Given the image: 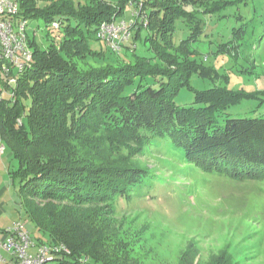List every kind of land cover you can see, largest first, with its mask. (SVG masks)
Segmentation results:
<instances>
[{
	"label": "trees",
	"instance_id": "trees-1",
	"mask_svg": "<svg viewBox=\"0 0 264 264\" xmlns=\"http://www.w3.org/2000/svg\"><path fill=\"white\" fill-rule=\"evenodd\" d=\"M132 1L147 21L133 23L135 38L148 31L153 59L119 65L106 60L107 49L115 53L106 43L92 46L101 23L118 19L130 0H19L18 17L41 20L51 42L43 48L29 38L32 59L21 71L0 51V142L18 162L10 176L19 182L20 213L59 247L46 264H128L125 249L103 246L110 233L95 205L129 194L146 176L125 159L153 135L189 160L264 176V117L223 115L241 94L219 88L197 93L190 106L176 103L197 66L163 45L172 46L177 19H192L187 9L202 0Z\"/></svg>",
	"mask_w": 264,
	"mask_h": 264
},
{
	"label": "rangeland",
	"instance_id": "rangeland-1",
	"mask_svg": "<svg viewBox=\"0 0 264 264\" xmlns=\"http://www.w3.org/2000/svg\"><path fill=\"white\" fill-rule=\"evenodd\" d=\"M141 4L127 5L118 19L135 22L138 17L132 12L140 10ZM187 11L192 19H177L172 46L168 40L163 45L173 59L182 57L197 66L176 103L190 106L197 93L227 89L241 98L227 108L225 118L264 117V0H202ZM139 13L142 22L145 13ZM136 30L131 27V38L115 53L100 40H93L92 46L98 51L105 47L110 57L106 60L119 65L153 59L152 46L145 41L148 31L143 28L135 38ZM26 32L39 46H49L52 35L47 38L41 20H30ZM98 62L93 59L89 64ZM89 135L97 134L90 131ZM155 136L150 145L125 159L146 176L131 186L129 194L95 205L104 217L100 223L110 233L103 246L125 249L128 264H264V176L257 175L261 170L236 164L227 170L189 160L178 146ZM8 154H0L3 229L25 220L17 207L19 182L10 176L18 162ZM231 169L235 176L228 174ZM27 228L35 244L31 252L51 247L37 227L31 229L27 223Z\"/></svg>",
	"mask_w": 264,
	"mask_h": 264
},
{
	"label": "built area",
	"instance_id": "built-area-1",
	"mask_svg": "<svg viewBox=\"0 0 264 264\" xmlns=\"http://www.w3.org/2000/svg\"><path fill=\"white\" fill-rule=\"evenodd\" d=\"M132 3L130 0L131 5ZM19 11V0H0V51L14 68L21 71L31 61L32 50L26 32L28 20L19 18ZM139 11L132 13L139 18ZM142 17L145 24L146 19ZM133 23L124 19L105 21L99 26L97 37L117 51L123 42L131 38L130 29ZM54 26L58 28L59 24L55 22ZM14 80L10 79L11 82ZM5 151V145L0 142V153ZM3 234L4 237L0 241V264H46L52 259V251L59 249L56 246H40L35 252H31L30 247L35 244L30 239L26 221H18L13 226L6 227Z\"/></svg>",
	"mask_w": 264,
	"mask_h": 264
},
{
	"label": "crops",
	"instance_id": "crops-1",
	"mask_svg": "<svg viewBox=\"0 0 264 264\" xmlns=\"http://www.w3.org/2000/svg\"><path fill=\"white\" fill-rule=\"evenodd\" d=\"M7 152V150L5 151V153ZM5 153H0V154H5ZM9 156H12V154L9 152V154H8ZM13 157V156H12ZM20 211V210H19ZM2 213V208H0V214ZM22 216H23V214H22ZM16 222H18V221H16ZM16 222H14V223H16ZM10 225H7V226H5V227H9ZM2 229L3 228H0V241L3 239V237H4V234H3V232H2Z\"/></svg>",
	"mask_w": 264,
	"mask_h": 264
}]
</instances>
